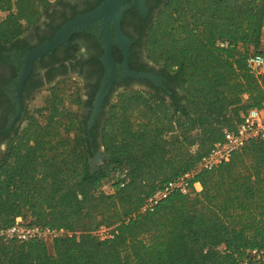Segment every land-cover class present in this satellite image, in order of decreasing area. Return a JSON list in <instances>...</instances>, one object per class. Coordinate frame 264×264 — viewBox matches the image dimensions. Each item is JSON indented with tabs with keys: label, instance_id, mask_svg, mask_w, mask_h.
Wrapping results in <instances>:
<instances>
[{
	"label": "trees",
	"instance_id": "16d2710c",
	"mask_svg": "<svg viewBox=\"0 0 264 264\" xmlns=\"http://www.w3.org/2000/svg\"><path fill=\"white\" fill-rule=\"evenodd\" d=\"M153 1L141 39L163 87L121 91L88 131L61 81L42 108L27 110L0 157V229L21 217L82 233L50 245L0 238V264H264L249 253L264 249V140L201 172L200 191L141 211L264 101V74L247 65L252 52L264 55V0ZM52 4L0 0V61ZM72 101L82 105L79 92ZM101 146L106 156L93 167ZM103 226L112 237L94 233Z\"/></svg>",
	"mask_w": 264,
	"mask_h": 264
},
{
	"label": "flooded vegetation",
	"instance_id": "af4514ba",
	"mask_svg": "<svg viewBox=\"0 0 264 264\" xmlns=\"http://www.w3.org/2000/svg\"><path fill=\"white\" fill-rule=\"evenodd\" d=\"M98 0H61L54 1L41 22L28 30L14 44L7 54L9 57L0 61V157L7 148L10 138L23 122L29 102L37 93L56 86L61 81L79 84L83 90V103L80 106V119L86 121L88 131H92L101 114L106 111L111 102L121 91L126 89H151L155 85L144 78H135L124 74V54L116 44L115 29L111 23L113 37V56L115 70L106 66L103 60L104 48L100 34L101 21L94 23L82 32L71 35L68 42L63 41L48 53L36 58L32 70L23 86L20 85L21 75L25 66L27 54L47 41L52 40L65 23L79 14L94 8ZM132 0H129L131 3ZM127 21H121L123 33L129 37L128 66L137 72H150L161 76L158 66L151 61L144 49L142 35V20L157 10L156 1L146 0L147 11L143 13L138 2ZM123 15V17H124ZM163 83V79H162ZM156 86V85H155ZM104 92V98L96 107L95 101L99 92ZM97 109V110H96Z\"/></svg>",
	"mask_w": 264,
	"mask_h": 264
},
{
	"label": "built area",
	"instance_id": "2783aa9c",
	"mask_svg": "<svg viewBox=\"0 0 264 264\" xmlns=\"http://www.w3.org/2000/svg\"><path fill=\"white\" fill-rule=\"evenodd\" d=\"M219 45L226 47L227 42H219ZM247 65L251 73L255 76L264 74V55L258 52H252L247 59ZM264 140V101L260 106L250 108L244 115L242 121L235 130L226 129L224 137L215 142L211 150L202 156V158L189 171L185 172L176 179L170 180L158 188L145 201L141 211H153L156 205L175 192L185 195L193 190L202 189L201 182L197 176L207 170H212L218 165L227 162L233 153L246 147L253 141ZM110 227H101L94 233L100 239H107L113 236ZM79 230H69L65 228H54L50 226L26 225L21 217H18L12 226L0 229V238L16 239L18 241H27L30 239H42L52 241L59 237L80 236ZM254 259L264 258V249H252L249 251ZM240 264H252L249 259H245Z\"/></svg>",
	"mask_w": 264,
	"mask_h": 264
},
{
	"label": "water",
	"instance_id": "95a60500",
	"mask_svg": "<svg viewBox=\"0 0 264 264\" xmlns=\"http://www.w3.org/2000/svg\"><path fill=\"white\" fill-rule=\"evenodd\" d=\"M138 2L143 13L147 11L146 0H103V2L94 9L79 14L72 20L64 24V26L58 30L55 37L42 44L41 46L30 51L24 59V69L21 75L20 85L23 86L24 81L32 70L33 62L36 58L42 57L48 53L52 48L62 43L68 42L71 35L76 32H82L94 23L101 21L100 34L102 35L101 42L104 48L103 60L106 66L112 67V72L115 70V59L113 56V37L111 34V23L115 29L116 44L122 49L124 54L123 69L124 74L135 78H144L152 81L156 86H162V76L155 75L150 72H137L133 71L128 66L129 44L131 43L129 37H127L121 28V21L124 12L132 5ZM104 98V92H99L95 101L96 107L99 108ZM97 110V109H96ZM101 161V153L98 152L91 161V165L95 167L98 162Z\"/></svg>",
	"mask_w": 264,
	"mask_h": 264
},
{
	"label": "rangeland",
	"instance_id": "374dc122",
	"mask_svg": "<svg viewBox=\"0 0 264 264\" xmlns=\"http://www.w3.org/2000/svg\"><path fill=\"white\" fill-rule=\"evenodd\" d=\"M54 1H56V0H51V2H54ZM0 16H4V13H0ZM62 86L64 89V90H62V93L65 95H71V97L67 101V104L72 109L77 110L80 113V106L78 107L76 104H74V102L72 100L76 98L78 92L82 96L83 90H80L79 84H77L75 82H70V81H67ZM48 93H49L48 90H42L39 93H37L36 96L33 98V100L29 102L28 111L35 112L36 110L42 108L45 105L44 99ZM98 152L101 153V161L98 162L97 165H99L102 162V159L106 156L102 146L100 147ZM97 153H96V155H97ZM104 190L106 192H112L113 191V189L111 188L110 185L104 186ZM48 243L50 245L51 241H48Z\"/></svg>",
	"mask_w": 264,
	"mask_h": 264
},
{
	"label": "crops",
	"instance_id": "0c3cea01",
	"mask_svg": "<svg viewBox=\"0 0 264 264\" xmlns=\"http://www.w3.org/2000/svg\"><path fill=\"white\" fill-rule=\"evenodd\" d=\"M263 42H264V36H263Z\"/></svg>",
	"mask_w": 264,
	"mask_h": 264
}]
</instances>
